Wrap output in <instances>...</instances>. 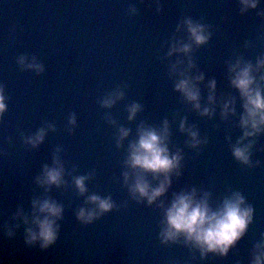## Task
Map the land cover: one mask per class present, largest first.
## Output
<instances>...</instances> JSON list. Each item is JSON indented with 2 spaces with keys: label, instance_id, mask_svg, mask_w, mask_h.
Wrapping results in <instances>:
<instances>
[{
  "label": "water",
  "instance_id": "1",
  "mask_svg": "<svg viewBox=\"0 0 264 264\" xmlns=\"http://www.w3.org/2000/svg\"><path fill=\"white\" fill-rule=\"evenodd\" d=\"M158 2L159 12L157 0H0V84L8 96L0 123V226L13 222L18 207L30 211L37 197L51 196L64 205L59 238L46 250L24 243L23 226L11 239L0 231V264H249L251 248L264 233V136L252 157L261 166L240 165L226 139L230 136L234 143L240 130L221 121L218 111L213 119L202 118L182 103L168 75L170 61L163 57L173 35H185L175 32L185 17L208 25L212 39L194 52L197 68L205 83L217 80V95L235 94L226 79L227 62L242 55L254 63L264 55V18L256 14L264 4L241 15L238 0ZM132 4L136 15L129 13ZM22 54L36 55L45 72L22 71L16 62ZM118 85L124 88V99L110 110L101 108L100 99ZM201 89L203 103L207 91L203 85ZM131 102L142 110L130 122L126 106ZM237 107L239 111V100ZM73 113L77 125L70 133L67 120ZM177 113L196 125L207 145L199 150L185 146ZM106 114L118 126L132 129L121 148ZM165 118L172 131L170 149L181 148L185 157L167 198L195 187L211 192L215 203L230 191H240L255 209L254 223L226 258L210 254L200 260L198 252L182 244H161L160 210L138 204L123 184V160L138 125L158 126ZM45 123H54L56 131L38 149L25 145L22 137ZM57 148L68 186L45 194L35 176L51 164ZM89 173V191L80 196L72 177ZM89 194L111 195L118 207L90 225L81 224L75 211Z\"/></svg>",
  "mask_w": 264,
  "mask_h": 264
},
{
  "label": "clouds",
  "instance_id": "2",
  "mask_svg": "<svg viewBox=\"0 0 264 264\" xmlns=\"http://www.w3.org/2000/svg\"><path fill=\"white\" fill-rule=\"evenodd\" d=\"M261 4H264V0H238L239 13L244 15L250 10L255 11ZM156 10H161L158 0ZM129 13L137 14L134 4L129 6ZM256 14L264 18V10L257 11ZM175 32L185 35H173L168 41L163 59L170 61L168 75L181 102L202 118L213 119L218 111L221 121L233 123L241 132L234 143L230 136L226 138L233 159L247 168L261 166V161L253 162L252 157L258 138L264 136V55L256 56L254 63L242 55L229 60L226 79L235 94L217 95V80L212 78L205 83V74L197 68L194 58V52L212 39L213 33L209 26L185 17L176 25ZM244 47L248 48L250 44L245 42ZM172 57H175L174 61L171 60ZM16 62L22 71H32L37 75L45 72L44 64L36 55L22 54L17 57ZM201 85L207 91V98L203 103ZM124 97V88L118 85L100 99V107L110 110ZM141 110L139 103L127 104V120L135 121ZM7 111L8 96L4 85L0 84V123ZM177 117L179 131L187 136L186 147L199 150L208 144V138L201 136L195 124H189L187 116L179 117L177 113ZM230 118H237L238 122ZM105 120L116 128L115 144L117 148H121L132 134V129L118 126L110 114H106ZM175 120L176 118L173 122ZM67 124L71 133L77 125L74 113L68 117ZM55 131L54 123H45L22 139L31 149H38L45 142L48 133ZM171 136L167 118L158 126L141 122L135 137L127 145L123 160V184L130 197L138 204H146L148 207L155 205L160 210L158 238L161 244H182L189 251L198 252L200 260H205L210 254L226 258L254 223L255 209L240 191H230L213 203L211 192H198L193 187L173 192L169 200L167 194L172 187L173 177L181 175L185 159L181 148L174 151L170 149ZM60 151L57 148L52 155L51 164H44L40 173L35 176V184L45 194L53 187L60 189L68 186ZM91 178L92 173L73 176L71 185L80 196H85L89 191L87 182ZM117 207L111 195L89 194L84 206L75 211V217L81 224L90 225ZM63 218L64 205L45 195L32 199L30 211L18 207L11 217L13 222L0 226V231L11 239L23 226L24 243L46 250L57 242ZM249 264H264V233L260 234L251 248Z\"/></svg>",
  "mask_w": 264,
  "mask_h": 264
}]
</instances>
